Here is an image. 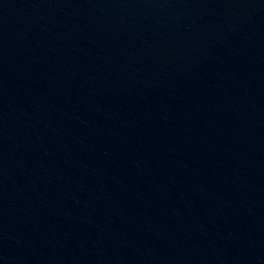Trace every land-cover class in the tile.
<instances>
[{
    "label": "water",
    "instance_id": "obj_1",
    "mask_svg": "<svg viewBox=\"0 0 264 264\" xmlns=\"http://www.w3.org/2000/svg\"><path fill=\"white\" fill-rule=\"evenodd\" d=\"M0 264H264V0H0Z\"/></svg>",
    "mask_w": 264,
    "mask_h": 264
}]
</instances>
